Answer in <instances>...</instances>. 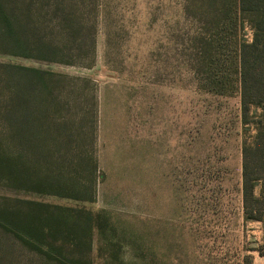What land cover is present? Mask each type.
<instances>
[{"label":"rangeland","instance_id":"1","mask_svg":"<svg viewBox=\"0 0 264 264\" xmlns=\"http://www.w3.org/2000/svg\"><path fill=\"white\" fill-rule=\"evenodd\" d=\"M61 2L39 17L65 19L51 35L71 64L0 61L54 73L33 162L90 201L15 194L36 215L72 207L53 242L92 264H264V116L240 110L247 14L234 0ZM243 162L255 202L242 199ZM0 264L56 263L0 234Z\"/></svg>","mask_w":264,"mask_h":264},{"label":"trees","instance_id":"2","mask_svg":"<svg viewBox=\"0 0 264 264\" xmlns=\"http://www.w3.org/2000/svg\"><path fill=\"white\" fill-rule=\"evenodd\" d=\"M62 3L61 0H0V56L71 64V60L65 58V40L55 42L51 35L54 26L65 28V19L49 27L50 23L39 17L52 5L54 11L61 10ZM234 3L247 14L254 29L252 42L241 43L237 54L240 110L244 121L251 105L261 108V116H264V0H234ZM53 75L49 69L11 60L0 61V188L12 194L33 191L90 201L87 194L62 184V175L53 178L48 170L38 172L33 162L35 138L44 128L39 124L43 123L46 105L52 95ZM250 94L254 96L249 98ZM263 133L257 131L254 136L255 148L260 141L258 137H264ZM252 155L257 157L255 151ZM242 166V199L245 202L248 195L255 202L253 191L258 177L246 179L244 162ZM12 194H0V234L56 264H92L76 256H66L60 245L53 242L62 237L59 226L72 222V207L60 206L59 209L67 213L62 217L53 215L47 204H41V213L36 215L33 209L38 202ZM74 209L80 212L79 208ZM245 219L261 218L247 215ZM66 231L72 233L70 228Z\"/></svg>","mask_w":264,"mask_h":264}]
</instances>
